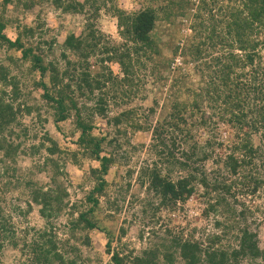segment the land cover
<instances>
[{
    "label": "trees",
    "instance_id": "1",
    "mask_svg": "<svg viewBox=\"0 0 264 264\" xmlns=\"http://www.w3.org/2000/svg\"><path fill=\"white\" fill-rule=\"evenodd\" d=\"M110 2L111 7L108 0L17 3L25 10L40 11L27 26L16 20L15 39L7 33L13 21L2 13L16 3H0V49L7 51L0 58V162L16 161L22 143L10 138L23 135L27 140L26 117L41 125L52 120L58 131L74 118L71 134L78 133L76 150L63 149L46 133L39 144L21 151L44 157L43 167L52 166L53 177L47 188L27 182L31 188L28 209L15 211L26 216L36 206L48 224L67 213V235L60 238L50 225L33 228L31 237H27L28 229L24 237H18L11 216L5 213L8 184L0 183V254L11 246L25 257L20 264H92L90 257H83L82 247H94L96 230L107 240L106 264L264 262L259 231L249 223L255 213L264 217V0H143L136 11ZM49 9L61 13V21L68 19L66 15L70 18L67 25L64 22L60 54L51 58L48 51L53 53L56 40L35 42L45 26L43 13ZM103 11L115 18L120 41L110 39L89 21L88 16ZM179 18L188 20L190 35L178 30ZM73 23L75 28L68 30L66 26ZM43 43L49 48L44 49ZM191 67L196 81L191 72L183 71ZM148 76L168 86L167 119L152 130L157 142L153 146L156 151L160 148L159 159L164 157L167 164L153 161L139 167L136 182L147 186L149 195L140 201L132 220L138 212L140 220L154 217L163 208L175 213L196 198L204 206L201 215H215L214 225L221 233L200 239L197 227L187 237L184 227L175 236L167 227L160 244L134 253L127 251L126 244L112 245L128 233L122 225L116 236L115 228L137 172V163L126 167L131 150L135 153L137 147L129 148L130 137H124L149 127L133 108L111 116L109 101L120 97L129 104L127 98L138 95ZM149 110L151 115L156 113V108ZM68 163L83 169L78 188L84 194L74 202L59 180ZM5 166L8 174L10 167ZM135 202L131 200L129 208L136 207ZM123 221L129 223L127 218ZM231 233L236 243L224 247L222 241ZM139 238H144V230ZM104 260L97 258L100 264Z\"/></svg>",
    "mask_w": 264,
    "mask_h": 264
},
{
    "label": "rangeland",
    "instance_id": "2",
    "mask_svg": "<svg viewBox=\"0 0 264 264\" xmlns=\"http://www.w3.org/2000/svg\"><path fill=\"white\" fill-rule=\"evenodd\" d=\"M16 4L7 5L5 8V12L2 13L4 18L9 19L10 21H13V24L9 26L7 33L8 36L12 39H15L17 36L18 26L17 21H19V24L22 26H27L29 23H31L32 19L34 20L36 17V13L40 11V8H36L34 12L30 10H25L24 7L17 5V3L26 2L27 0H14ZM75 1H83V0H75ZM0 3H2V0H0ZM114 5H117L120 9H125L128 11H136L141 8L143 5V0H113ZM2 5V4H1ZM108 7H111V2L108 0L107 3ZM18 6V7H17ZM4 8V6H1V11ZM48 14V15H46ZM1 15V12H0ZM43 17L45 19V26L42 30V35H39V38L35 39L36 41H47L48 43H51L52 40H56V43L54 45V51L53 53L48 51L49 58L53 56H59L60 54V47L59 45L62 43V41L65 38V25L68 24L70 18L66 15L64 18H68L66 21H61V13L54 12L52 9H49L48 12H44ZM81 17H84L85 15H80ZM76 17V21L79 23V20L81 17ZM90 18V22L95 25L97 29L105 33L109 38L114 39V41H120V37L117 30V22L115 18L111 17V12H102L100 15L93 18L91 16H88ZM188 20L179 18L176 22V26L180 33L183 35H190L191 31L187 28L189 23ZM68 30H73L75 28V24L66 26ZM82 25L80 24V28ZM165 27V26H164ZM79 28V29H80ZM78 29V30H79ZM160 32L163 31L162 27L158 29ZM164 30H166L164 28ZM81 31V30H80ZM40 33V31H39ZM164 34V33H163ZM166 38V35L164 36V39ZM167 39V38H166ZM42 47L45 49L49 48V44H42ZM5 52L6 50L0 49V58H5ZM63 67V64H62ZM185 73L191 72V77L194 81H196L198 78L193 72V69H184ZM167 73V72H166ZM166 76V74L164 73ZM141 77V75H140ZM147 80L141 84L140 91L138 95H132L130 98H127L129 104H124L121 102L122 100L120 97L117 99H111L109 101V114L111 116H114L115 114L119 113L123 109L133 108L136 109L138 112L139 118L142 119V121L146 122V126L149 127V130L144 132H139L137 134L133 135H127L124 137V139L129 138L130 139V145L129 148L132 146L137 147V151L134 153L131 150V153L129 154V163L126 165V167L134 166L137 163V172L133 176L132 179V186L133 188L130 190V192L126 196V202L124 203V212L121 214V219L118 221L116 225H118L115 230V235L119 236V228L123 225L124 227H128V233L127 235L122 239V241L115 240L113 242V248H120L121 245L126 244L127 245V251H134V253L140 251L141 249H145L146 247L155 246L157 244L161 243L162 238L166 234L167 227H170L171 230H173L172 235H178L182 228H185V237H187L189 234H191L195 227H197V237L200 239H204L207 236L217 233L220 234V229H216L214 225V221L216 218L215 215H210L208 218H204L202 213V207H204L202 204H198L196 202V198H193L192 201H190L189 204H183V210L177 209V212L175 213H169V209L165 210L160 209L156 212V215L154 217L149 216L145 220H140L139 217H141L140 213L138 212L137 219L134 221L132 220V216L134 212L139 211V203L143 199H146L148 197L147 193V186L145 187H139V183L137 181V173L139 170V167L141 165H144L145 163H151V162H159L161 164H167L166 159L164 157H161V160L159 159V156L157 154V151H159V147L156 151L154 148V144L157 143L154 141V134L152 132L155 125L158 123V121H164L167 118V114L169 112V105H166V97L169 94L168 92V86L164 87L162 86L161 82H154V79L152 76H148ZM156 108V113L154 115H151L150 108ZM46 116V115H45ZM34 125H31L33 122ZM24 125L29 128V133L27 140H25V137L21 135L20 137H13L10 138L11 140H14L15 143H22V146L20 148L19 154L17 156L16 161H7L6 163L0 162V170L2 173V176L0 178V183L8 184V187L6 189V196H7V206L5 207V213L8 216H11L12 222L15 224L16 231L18 237L23 236L24 237V231L28 229L29 234L27 237H31L34 235V229H43L48 228L51 226L54 227L55 232L57 235L62 238L68 233V228L66 227V217L67 213H63L62 216H59L58 218L52 219V221L48 224L47 221L40 215L39 208L35 206L33 211H31L26 216H23V214L19 213V210L15 211V208H19L22 211L26 212L28 209L27 206V199H29L30 194V186H28L27 182H31L33 185L37 186H45L47 188L48 186H51L52 184V177H53V167L47 166L43 167V161L44 157L40 155H36L35 157H31L27 154H23L21 151L28 148L29 146L33 144H39L40 143V137H42L44 134L49 133V135L54 138L58 144L63 149H77V145L74 143V141L78 137V133L71 134V131L73 130V123L74 118H71L69 121L66 122V124L62 125V128L60 131H58L52 120L50 122L44 123L41 125L40 123H37V120L33 119L32 117H26L23 121ZM99 123L102 124V126L105 125V121L99 120ZM25 127V126H23ZM22 127V128H23ZM215 126L210 127L211 130H214ZM224 127L220 126L219 130L220 133H226ZM19 131V129L17 130ZM216 132V131H215ZM219 132V131H218ZM37 134V138H32V135ZM170 143V140H169ZM183 148H181V151ZM80 156V155H79ZM82 158V157H81ZM83 159V158H82ZM9 165L10 169L8 174H6V166ZM88 167V165L86 166ZM85 167V168H86ZM208 170L211 169V164H207ZM117 167L114 168L116 170ZM167 169V168H166ZM65 175L60 177V181L64 183V185L68 188V193L70 194V200L74 202L75 200L80 199L83 197V192L80 188H78V184L83 179V169H80L78 166H74L70 163L63 169ZM14 175V176H13ZM115 175V171L111 172L110 178ZM31 195V194H30ZM131 200H135L138 203H136V207L129 208L128 204ZM152 202V201H151ZM153 202H156L153 201ZM196 202V203H195ZM248 206H251V202H248ZM14 207V208H13ZM128 219L129 223H125L123 219ZM172 221V223H171ZM249 223L251 224L253 230L259 231V237L262 247L264 248V217L263 214H257L255 213L254 216H250ZM111 225V224H110ZM33 229V230H32ZM144 230V238L140 240L139 234L140 232ZM153 231L156 232L153 233ZM30 239V238H28ZM106 238L102 233H98V231L93 232V248H86L82 247L83 250V257H90L92 259V264H100L97 261V258L101 256L104 260V264H106L109 260V257L105 254V243ZM235 234L231 233L229 234L225 239H223L222 244L224 247H233L235 245ZM25 260V257L22 256V253L19 250H14L11 246L6 247L2 253L0 254V264H20ZM181 262V261H179ZM86 263V262H85ZM245 264H264V262L260 260L252 261L250 259H247L244 261ZM89 264V263H87Z\"/></svg>",
    "mask_w": 264,
    "mask_h": 264
}]
</instances>
